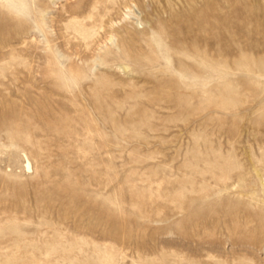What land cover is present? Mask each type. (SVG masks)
Wrapping results in <instances>:
<instances>
[{"label": "rangeland", "instance_id": "obj_1", "mask_svg": "<svg viewBox=\"0 0 264 264\" xmlns=\"http://www.w3.org/2000/svg\"><path fill=\"white\" fill-rule=\"evenodd\" d=\"M0 264H264V0H0Z\"/></svg>", "mask_w": 264, "mask_h": 264}, {"label": "bare ground", "instance_id": "obj_2", "mask_svg": "<svg viewBox=\"0 0 264 264\" xmlns=\"http://www.w3.org/2000/svg\"><path fill=\"white\" fill-rule=\"evenodd\" d=\"M28 167H30V163H28Z\"/></svg>", "mask_w": 264, "mask_h": 264}]
</instances>
